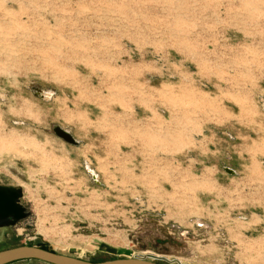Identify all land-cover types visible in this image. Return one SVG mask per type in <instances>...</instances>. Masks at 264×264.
<instances>
[{
  "label": "rangeland",
  "instance_id": "rangeland-1",
  "mask_svg": "<svg viewBox=\"0 0 264 264\" xmlns=\"http://www.w3.org/2000/svg\"><path fill=\"white\" fill-rule=\"evenodd\" d=\"M0 183V250L264 264V0H0Z\"/></svg>",
  "mask_w": 264,
  "mask_h": 264
},
{
  "label": "water",
  "instance_id": "water-1",
  "mask_svg": "<svg viewBox=\"0 0 264 264\" xmlns=\"http://www.w3.org/2000/svg\"><path fill=\"white\" fill-rule=\"evenodd\" d=\"M54 132L68 143L77 144L74 136L67 130L56 126ZM89 169V168H88ZM230 170V169H229ZM95 178L93 170L89 169ZM96 179V178H95ZM26 208L22 205L21 186L16 184L0 183V216L13 217L14 223L26 216ZM40 260L50 264H182L179 259H169L165 255L147 254L134 257H116L104 261L91 262L32 245H22L0 250V264H10L20 260Z\"/></svg>",
  "mask_w": 264,
  "mask_h": 264
},
{
  "label": "flooded vegetation",
  "instance_id": "flooded-vegetation-1",
  "mask_svg": "<svg viewBox=\"0 0 264 264\" xmlns=\"http://www.w3.org/2000/svg\"><path fill=\"white\" fill-rule=\"evenodd\" d=\"M23 205V204H22ZM26 212V210H25ZM26 215H27V212H26ZM26 217V216H25ZM25 217L23 219H25ZM22 219V220H23ZM21 221V220H20ZM19 222V221H18ZM18 222L14 223V218L13 217H3V216H0V230L2 228H9L11 226H14L16 225Z\"/></svg>",
  "mask_w": 264,
  "mask_h": 264
},
{
  "label": "bare ground",
  "instance_id": "bare-ground-1",
  "mask_svg": "<svg viewBox=\"0 0 264 264\" xmlns=\"http://www.w3.org/2000/svg\"><path fill=\"white\" fill-rule=\"evenodd\" d=\"M64 130H66V129H64ZM67 131V130H66ZM11 143H9L7 146H9ZM94 175H96L95 173H94ZM95 178H97V177H95Z\"/></svg>",
  "mask_w": 264,
  "mask_h": 264
}]
</instances>
